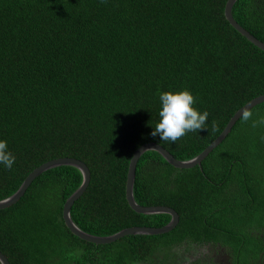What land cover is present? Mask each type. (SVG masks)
Here are the masks:
<instances>
[{
    "label": "trees",
    "instance_id": "trees-1",
    "mask_svg": "<svg viewBox=\"0 0 264 264\" xmlns=\"http://www.w3.org/2000/svg\"><path fill=\"white\" fill-rule=\"evenodd\" d=\"M227 1L0 0V140L16 158L11 170L0 164V199L42 163L71 156L91 171L71 208L83 230L105 236L169 223L171 214L140 213L127 200L134 152L156 142L191 159L264 94V50L231 24ZM232 14L264 41V0H236ZM183 89L208 111L206 128L175 143L154 138L159 93ZM250 110L264 117V102ZM251 124L239 118L201 165L141 155L135 199L174 208L173 229L110 243L80 238L63 209L83 175L61 165L0 209V250L11 264H181L189 246L219 239L238 255L264 250V125Z\"/></svg>",
    "mask_w": 264,
    "mask_h": 264
},
{
    "label": "water",
    "instance_id": "water-1",
    "mask_svg": "<svg viewBox=\"0 0 264 264\" xmlns=\"http://www.w3.org/2000/svg\"><path fill=\"white\" fill-rule=\"evenodd\" d=\"M236 0H228L225 8V14L228 20L231 22L233 26H235L242 34H244L251 42L256 44L258 47L264 50V41L260 40L254 34H252L249 30L243 27L233 16L232 14V7ZM264 102V94L252 99L248 103H246L243 107H241L230 119L224 130L221 134L207 147L205 148L200 154L197 156L188 159V160H180L176 158L168 149L156 142H146L142 144L137 150L134 152L129 166V173L127 178V188H126V196L129 204L133 209L137 212L144 213V214H156V213H169L171 214L172 218L169 223L161 227H153V226H133L124 228L114 234L111 235H96L89 233L83 230L72 218L71 215V208L74 202L85 192L87 189L90 180H91V171L88 165L81 159L71 157V156H62L58 158H54L48 160L38 167H36L29 175L25 178L22 182L20 187L11 195L0 199V209L8 207L14 203H16L26 192L27 188L30 186L32 181L39 176L44 171L61 166V165H71L77 167L83 175L82 184L78 189H76L70 197L66 200L64 209H63V216L67 226L70 230L79 236L80 238L94 242V243H110L116 241L122 236L129 235V234H160L165 233L171 229H173L179 222V214L178 212L169 206L166 205H150L144 206L139 204L134 196V183L136 177V167L139 158L141 155L148 151V150H156L161 153L164 158L173 164L176 167L180 168H188L193 167L195 165H201L202 160L218 145L220 144L223 139L227 136V134L231 131L232 127L236 123V121L240 118L242 110L244 107H249L250 109L256 106L259 103ZM0 262L1 264H11L8 257L4 252L0 250Z\"/></svg>",
    "mask_w": 264,
    "mask_h": 264
},
{
    "label": "clouds",
    "instance_id": "clouds-1",
    "mask_svg": "<svg viewBox=\"0 0 264 264\" xmlns=\"http://www.w3.org/2000/svg\"><path fill=\"white\" fill-rule=\"evenodd\" d=\"M103 2V0H102ZM161 108L159 120L155 124L151 135L160 137V141L175 143L183 139L190 132H200L205 129L209 113L201 112L194 105L197 98L190 90L162 91L159 93ZM240 118L247 123L252 121L251 126L256 128L264 125V117L253 120V112L249 107H244ZM216 122H212V130L216 128ZM14 154L8 150L6 140H0V164L11 170L15 163Z\"/></svg>",
    "mask_w": 264,
    "mask_h": 264
},
{
    "label": "flooded vegetation",
    "instance_id": "flooded-vegetation-1",
    "mask_svg": "<svg viewBox=\"0 0 264 264\" xmlns=\"http://www.w3.org/2000/svg\"><path fill=\"white\" fill-rule=\"evenodd\" d=\"M198 259L204 264H264V250L238 255L233 244L209 240L185 249L181 264H194Z\"/></svg>",
    "mask_w": 264,
    "mask_h": 264
}]
</instances>
